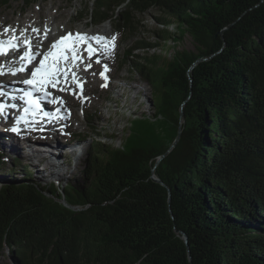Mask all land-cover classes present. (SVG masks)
Segmentation results:
<instances>
[{
    "label": "trees",
    "instance_id": "trees-1",
    "mask_svg": "<svg viewBox=\"0 0 264 264\" xmlns=\"http://www.w3.org/2000/svg\"><path fill=\"white\" fill-rule=\"evenodd\" d=\"M91 3L93 23L110 21L131 41L146 30L141 16L160 12L157 40L132 41L124 63L154 87V116L169 121L171 132L166 142L139 136L134 120L122 147L98 143L87 157L71 154L82 170L62 189L18 178L0 155V257L14 264H264V0ZM186 34L194 51L180 48ZM165 47L170 58L135 61L136 51Z\"/></svg>",
    "mask_w": 264,
    "mask_h": 264
},
{
    "label": "rangeland",
    "instance_id": "rangeland-1",
    "mask_svg": "<svg viewBox=\"0 0 264 264\" xmlns=\"http://www.w3.org/2000/svg\"><path fill=\"white\" fill-rule=\"evenodd\" d=\"M91 2L89 0H34V3L27 5L23 0H10L7 5H0V33L2 31L8 32V38L11 37L12 34L10 33H12L13 28H19V26L16 25L21 21L23 22L21 24L24 26L28 25L26 16L29 15V13H33L36 23H39V15H42L39 25L34 28H40L43 32L51 30L52 35H54L52 41L47 45L40 44L39 46V48L46 50V52L50 49L51 45L56 42L58 37H63L70 32L75 33L77 31H89L94 34L97 32L104 33L109 29L111 30L112 37H115L114 41L118 44L117 53L109 55L104 52L105 55L103 54L102 63L100 61L97 62V59L90 60V63L96 65V70L94 69L91 73H87L88 76L95 77L98 80L96 75L97 71L102 68V64H107L112 68L110 77L111 84L109 85L105 82L101 83L100 80H98L99 84L85 82L87 87L84 99H79L77 101V106H73L72 108L67 107L68 114L70 113L72 115L74 112L77 114L76 120L71 124L72 129L67 127V130L71 131L63 133L65 130L62 129L65 126L60 130L57 129V133L63 136H61L62 139L68 141L66 145L68 150H63L64 147L61 148L59 152H62V156H60L61 158L59 157V160H56L61 166V170L59 169L58 172L62 180L59 181L53 176H49L46 180H42L37 173L38 168H40V166H38L40 161L37 159H34V162L29 161L26 157L29 151L26 148H22V152L20 150L21 155L19 156L7 153L5 155V152L0 149V155L3 156L5 160L8 159L7 168L14 167L18 178L29 177L34 182L41 185V187H48L52 182L56 184L58 188L62 189L69 184V181L74 182L79 177L82 168L79 166L80 157L71 155V153L87 157L89 150L98 143L110 145L113 148L122 147L131 134L134 120H136L134 123V133L139 136H144V133L147 132L146 136L150 135L156 138L157 141L166 142L171 132L169 121L161 122L160 118L157 119L154 116L156 113L154 107L156 98L154 87L150 83L145 82L141 76L134 74L130 65L124 63L128 47L132 45V41L134 42L141 37H144L151 43L157 40L153 32L160 27L155 20L156 17L160 16V12L151 10L147 15L141 16L140 19L145 25L146 30L142 29L135 39L131 41L126 40L125 34L117 32L113 23L110 21L100 24L93 23L86 12L88 5L92 7ZM60 6L62 8L61 10L58 8ZM52 16L58 17L56 22L53 23V27L51 20ZM173 28L175 29L174 32H176L174 24L169 27L170 30H173ZM6 29H11V31H5ZM45 39L47 38L45 37V33H43L42 41H45ZM180 48L187 49V51H194L196 45L192 38L186 34ZM135 54L136 56H140V59L137 58L135 61L140 62L143 60L142 58L144 56L150 57L159 55L170 58L171 50L165 47L161 49L156 48L147 53H145L144 50H139L136 51ZM9 62L12 63L13 60ZM4 64L5 61L1 59L0 65ZM85 66L86 64H83L82 68L85 69ZM71 81L74 88L75 81L73 79ZM114 85L117 89L113 88ZM68 92L76 94V91L73 90ZM85 100H87L88 103H85ZM70 106H72V104H70ZM103 116L105 121L103 120ZM47 131L49 132L50 130ZM23 141L21 142L23 143ZM169 143L170 141H168V144ZM43 147L47 150V152L43 154H50L49 148L47 146ZM28 154L31 153L29 152ZM66 157L69 158L64 160ZM13 161L18 164L14 165ZM23 166H28L30 175L27 176ZM41 167L44 168L42 164ZM0 264H14V262L8 254H5L0 257Z\"/></svg>",
    "mask_w": 264,
    "mask_h": 264
},
{
    "label": "bare ground",
    "instance_id": "bare-ground-1",
    "mask_svg": "<svg viewBox=\"0 0 264 264\" xmlns=\"http://www.w3.org/2000/svg\"><path fill=\"white\" fill-rule=\"evenodd\" d=\"M58 8H59V10L62 9L61 6ZM41 18H42V15H39V23H40ZM57 18H58L57 16H52V18H51L52 27H53V23L56 22ZM26 19L29 22V23L27 22V24H28L27 26H24L23 24H21V23H23L21 21L20 23H18V25H16V26H19V28L18 27L13 28L12 33H10V34H12L10 37L11 39L13 36H17L19 39L18 44L20 45V51H16V52H21L25 49V44H23L22 42L27 39V40L31 41V46L33 47L34 51H38L39 53L43 54L44 50L39 48L40 44L41 45H44V44L47 45L50 41H52L54 35H52L51 30H49V31L47 30V31H45L47 33L46 34L47 42L42 41L43 31L40 28H38L39 30H41L40 31L41 33L39 32L40 34L34 33L32 31V29L34 27L39 25V23L35 22L33 13H31V14L29 13V15L26 16ZM80 34H82V35L87 34L90 37V34L88 31H85V32L83 31ZM8 35H9L8 32L2 31L0 33V41H4L5 43H7L8 41H12L10 38H8ZM97 36L106 37L107 42L114 43V48L108 47L107 49H103V50H105V53H107L109 55L117 53V51H118L117 45L118 44L116 41L111 40V38H112L111 30L108 29L104 33L103 32H97L94 34L93 37H97ZM103 53H104V51H102V54H101L102 56H100V59H99L101 62H103V57L105 55V54L103 55ZM15 56H16V53L13 54L11 56V58H14ZM41 57L42 56H38V60L41 59ZM16 62H18L17 59H15L13 63H16ZM88 64H90V59L86 60V65H88ZM92 65H93V69L96 68L95 64H92ZM5 66L7 69L8 65L5 64ZM107 69H108V65H107ZM75 75H76V79L81 78L82 80L87 81V83L99 84V81L97 80V78H95V77L93 78L91 76H88L87 73H85V71L82 69H80V72L78 74H75ZM71 77H72V75H70L68 73L65 76L64 70H62L61 75L59 77V80H60V83L62 85H64L63 87L65 89H71V90L75 91L76 89H74L73 84H71V82H72ZM21 79H22V77H21ZM18 80L19 79H16V78H13L12 80H8L7 78L5 79V78H2L0 76V86H3L4 91H11L13 88H16V86H17L16 82ZM65 80H67V83H65ZM113 88L117 89V87H115V85ZM76 92H78V91L76 90ZM61 96L63 97L62 101L65 102L67 106L62 107L63 119H62V124H60V126L58 128L54 127L49 132L46 130L45 131L36 130L35 132L31 133L30 135L29 134L24 135L23 138L10 136V135L9 136L8 135L0 136V149L5 152V155L7 153L10 155L19 156V155H21L22 148H26L31 153V154H28L29 152H27L26 157L28 158L29 161L34 162V159H37L40 161V163H38L36 161L39 164L38 166H40V168H38V170H37L38 171L37 173L39 174V177L42 180H46V178L49 176L56 177V179L59 181L62 180L61 175L58 172L59 169L61 170V166L56 160L57 159L59 160V157L62 156V152L61 153L59 152L61 150V148L64 147L63 150H68L66 148L68 141H65L62 139L63 136L61 134L57 133V129L60 130L61 128H63L65 126L66 128L64 127L62 130H65V131H63V133H67L68 131H71V130H67L68 129L67 127H69V129L70 128L72 129L71 124L73 121L76 120L77 114L74 112L72 115L71 114L69 115L67 113V107L72 108L73 106L78 105L77 95L65 91L64 93H61ZM5 98L6 97L1 96L0 102L2 101V103H4V104H10V100H7ZM85 103H88V101L85 100ZM70 104H72V106H70ZM71 111H72V109H71ZM1 116L2 115H0V117ZM103 120L105 121L104 116H103ZM66 124H68V125H66ZM0 129H1V127H0ZM21 141H23V143ZM43 146H47L49 148L50 154H46V155L43 154V153L47 152V150ZM20 150H21V152H20ZM23 151H24V149H23ZM71 154H73V153H71ZM41 164H42V166H44V168L41 167Z\"/></svg>",
    "mask_w": 264,
    "mask_h": 264
},
{
    "label": "snow or ice",
    "instance_id": "snow-or-ice-1",
    "mask_svg": "<svg viewBox=\"0 0 264 264\" xmlns=\"http://www.w3.org/2000/svg\"><path fill=\"white\" fill-rule=\"evenodd\" d=\"M5 31H11V29H6ZM33 32L39 34L40 30L39 29H32ZM46 32H45V37H46ZM75 39L84 41L88 40L89 38L80 34L76 33L75 34ZM92 40H95L97 43L100 42H105V47H110L114 48V43H109L107 42L106 37L102 36H97L91 38ZM112 41L115 40V37L113 36L111 38ZM73 41V34L68 33L66 36L61 37V39L55 43H53L48 50L47 53H39L38 51H34L31 47V42L29 40H25L23 43L25 44V49L20 52L19 56V67H14V68H8L6 71V66L5 65H0V75H5V74H11V75H16L18 72H23L28 70V65H33V69L30 73L31 79L23 80L22 83L29 85L36 90L42 92L46 97L50 96V93L47 92L45 89L47 87H52L56 88L57 85L60 83L59 77L61 75L62 70L58 67V63L61 60L67 61L69 59L68 56L64 54V49L65 48H71L72 50V55H71V60L75 63L76 61H82L81 54L75 49L74 46H72ZM52 49H56V51H52ZM11 51H20V45L18 43H13L12 41H8L5 43L4 41H0V55H7ZM89 51V56L93 54V50L91 48L88 49ZM38 56H42V59L37 60ZM51 58V59H50ZM97 62H99V59H97ZM91 65H86L85 70H87L88 67ZM105 70L107 71V65L104 66ZM64 75H67V72L64 71ZM102 78L105 80L107 79L106 76H104V73H100ZM71 79H73L77 86L81 89V95L83 91V82L80 80L76 79L75 73L72 74ZM65 83H67V80H65ZM106 86V85H102ZM58 90L60 91H72L71 89H65V88H59ZM75 94V93H73ZM8 95L5 91H3V86H0V96H6ZM25 97H28L26 103L28 107L24 108V113L25 116L18 117L17 123L24 122V123H36L37 121L35 120H28L26 117L28 115L35 116L36 110L40 109V104L39 101L36 99H33L31 97V92L30 91H25L24 93ZM12 99H15V97H11ZM86 99V98H85ZM53 103L59 102L61 106H63V101L61 98L56 97L52 101ZM9 105L5 104H0V115L4 114L5 108L8 107ZM11 107H16V105H10ZM44 117H48L49 113H43ZM70 115V113H69ZM43 130V129H40ZM13 132L19 133V128L13 127L11 129Z\"/></svg>",
    "mask_w": 264,
    "mask_h": 264
},
{
    "label": "water",
    "instance_id": "water-1",
    "mask_svg": "<svg viewBox=\"0 0 264 264\" xmlns=\"http://www.w3.org/2000/svg\"><path fill=\"white\" fill-rule=\"evenodd\" d=\"M184 116H185L184 111H182V113H181V119H183ZM180 132H181V131H180ZM180 132L178 133V136H177L176 141L174 142V145L171 146V148H170L169 150H171V149L177 144V142H178V140H179V137H180ZM164 156H165V155H164ZM164 156H163V157H164ZM163 157H162V158H163ZM162 158H161L160 160H162ZM160 160H158L157 164H159ZM154 179H155L156 182H159V183L163 184L161 181H159V180L156 179L155 177H154ZM177 233H181V232L177 231ZM181 237H182V239L184 240V242L187 244V248H188V246H189V240H188V237H187L185 234H183V233H182V236H181Z\"/></svg>",
    "mask_w": 264,
    "mask_h": 264
}]
</instances>
